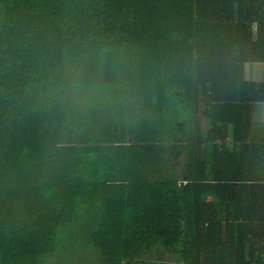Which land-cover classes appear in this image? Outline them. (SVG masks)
<instances>
[{
	"label": "trees",
	"instance_id": "1",
	"mask_svg": "<svg viewBox=\"0 0 264 264\" xmlns=\"http://www.w3.org/2000/svg\"><path fill=\"white\" fill-rule=\"evenodd\" d=\"M255 63L264 0H0V264H264Z\"/></svg>",
	"mask_w": 264,
	"mask_h": 264
},
{
	"label": "rangeland",
	"instance_id": "2",
	"mask_svg": "<svg viewBox=\"0 0 264 264\" xmlns=\"http://www.w3.org/2000/svg\"><path fill=\"white\" fill-rule=\"evenodd\" d=\"M78 96H81V100L90 101V102L102 99V98H98L97 93H93L91 91V89H84V91L81 92L80 94H78ZM82 218L84 219L85 217L82 215ZM74 224L75 223H73L72 226H70L69 228L64 229L63 236H61V239H60V242L62 243L61 244L62 248L60 247L59 249H61L63 251H67L68 249L75 250L77 248L78 251L81 250L83 252H87V254L92 255L93 253L89 252L90 249L86 245L87 236L84 235L85 233L83 234L82 231H80L79 233H76L77 229H74L75 228ZM70 229H74V230L70 231ZM56 257H58V256H56ZM69 257H71V256H66V259H68ZM55 260H56L55 257L49 258L45 262V264H52L55 262ZM69 260H71V261H69ZM69 260H67V264H92L91 262H88V261H80V260H76L73 258H70ZM162 260L169 261L170 259L165 256L161 259V261ZM61 261H63V260H61ZM64 263H65V259H64Z\"/></svg>",
	"mask_w": 264,
	"mask_h": 264
},
{
	"label": "crops",
	"instance_id": "3",
	"mask_svg": "<svg viewBox=\"0 0 264 264\" xmlns=\"http://www.w3.org/2000/svg\"><path fill=\"white\" fill-rule=\"evenodd\" d=\"M246 74L249 78H252L255 81L264 82V63L248 64L246 66ZM252 108L256 119L264 121V101L259 100L256 103H252ZM222 138L226 142H230L232 135L226 134L222 136L218 134L213 139L215 140L214 142H218V140H221Z\"/></svg>",
	"mask_w": 264,
	"mask_h": 264
}]
</instances>
